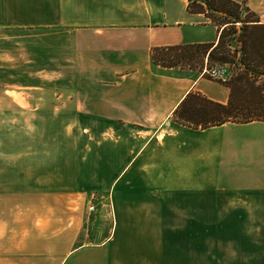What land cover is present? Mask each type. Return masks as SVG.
Listing matches in <instances>:
<instances>
[{
	"label": "crops",
	"instance_id": "1",
	"mask_svg": "<svg viewBox=\"0 0 264 264\" xmlns=\"http://www.w3.org/2000/svg\"><path fill=\"white\" fill-rule=\"evenodd\" d=\"M234 1L264 23V0ZM186 5L0 0V110L24 113L27 133L25 152H0V264H221L219 241L229 240L233 264H264V133L225 136L264 132V121H173L188 90L226 102L228 88L150 61L154 46L216 41L217 26ZM33 138L40 152L29 151ZM95 191L108 192L105 239L65 249V233L80 232L66 206L79 207L86 192L101 199Z\"/></svg>",
	"mask_w": 264,
	"mask_h": 264
},
{
	"label": "trees",
	"instance_id": "2",
	"mask_svg": "<svg viewBox=\"0 0 264 264\" xmlns=\"http://www.w3.org/2000/svg\"><path fill=\"white\" fill-rule=\"evenodd\" d=\"M186 10L204 14L217 26L216 41L154 46L150 61L161 68L195 70L226 86L228 98L219 102L190 89L173 108L172 120L201 129L264 121V23L243 1L187 0ZM225 64L233 68L224 79L203 71Z\"/></svg>",
	"mask_w": 264,
	"mask_h": 264
},
{
	"label": "rangeland",
	"instance_id": "3",
	"mask_svg": "<svg viewBox=\"0 0 264 264\" xmlns=\"http://www.w3.org/2000/svg\"><path fill=\"white\" fill-rule=\"evenodd\" d=\"M233 66L229 64H225L223 67H220L219 75L221 76H228L231 74ZM217 74L212 76V78H218ZM12 95H15L13 91L9 92ZM19 102V98L16 99ZM6 109H1L0 110V138H1V144H0V152L2 153H8L11 150H15L17 152H25L24 148V138L26 136V132L24 129V118L25 114L24 113H17L13 115H9L8 112H4ZM36 112V111H34ZM28 117L26 118L28 120L29 114H27ZM64 119L66 121H70L71 117L74 116V114H68L64 113ZM38 116V117H37ZM31 117L33 118L34 121L40 120V114L33 113L31 114ZM11 120L17 121V127L10 126ZM22 123V124H21ZM33 132L35 135H39V130L38 129H33ZM11 133V135H10ZM263 130L260 129L258 126H250V127H237L234 128L231 131L226 132L225 136L228 134L229 136H233L238 139H243L247 138L249 136L257 137L263 135ZM29 132H28V137H29ZM11 138V139H10ZM35 138V137H34ZM31 139L32 142L28 143L29 146V151L40 152V142L35 141ZM68 145L70 146V151H74V149H77V152L79 151V146H76V144H73L72 141H68ZM264 147V145L262 146ZM11 149V150H10ZM68 149V152H69ZM264 151V150H263ZM70 161H67L66 163H69ZM37 173H40V170H36ZM230 180H233V178H226V177H220L218 178L219 184H229ZM64 185L66 189H69L70 183L69 181L65 180ZM98 194L97 195H103V197L99 200H92V197H90L91 192H86L84 194L83 199H81L79 202H75V204H79V207L76 205L77 208L73 210L70 206H66L65 211H70L69 215L71 216V219H73V212L76 213L75 221L79 222L80 226V232L78 234L77 239H72V234L71 232L67 231L65 233V239H64V247L65 249H69L71 247H74L76 245H79L81 243L85 242H92V243H97L101 242L105 239L109 225H110V220H111V209H110V203H109V198L106 196L108 192H99L95 191ZM52 198H50V201ZM54 200H57L54 198ZM90 200V201H89ZM103 203L104 205H102ZM93 206V207H92ZM75 225H66V227H71V229H68L72 231ZM212 227V226H210ZM223 230L225 232H231V226H222ZM210 243V249L211 246L214 245L213 251H216L215 249V243L213 240H209ZM219 246L220 249L219 251L223 254L225 253L224 257L221 258V264H233L232 261V244L233 241H224L220 242L219 241ZM50 249L52 248H57L56 241L54 242H49ZM59 247H61L59 245ZM217 248V247H216ZM221 248H224V251L221 250ZM51 251V250H50Z\"/></svg>",
	"mask_w": 264,
	"mask_h": 264
},
{
	"label": "built area",
	"instance_id": "4",
	"mask_svg": "<svg viewBox=\"0 0 264 264\" xmlns=\"http://www.w3.org/2000/svg\"><path fill=\"white\" fill-rule=\"evenodd\" d=\"M220 68H213V69H210V70H206L205 68L203 69V71H206V72H208L211 76H214L215 74H217L218 76H220V77H218V78H222V79H224L225 78V76H221V75H219V70Z\"/></svg>",
	"mask_w": 264,
	"mask_h": 264
}]
</instances>
